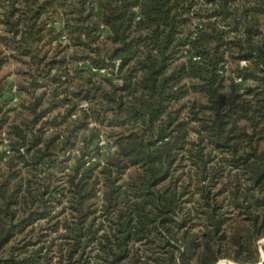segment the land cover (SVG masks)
<instances>
[{
  "label": "trees",
  "instance_id": "16d2710c",
  "mask_svg": "<svg viewBox=\"0 0 264 264\" xmlns=\"http://www.w3.org/2000/svg\"><path fill=\"white\" fill-rule=\"evenodd\" d=\"M0 73V264H264V0H0Z\"/></svg>",
  "mask_w": 264,
  "mask_h": 264
},
{
  "label": "rangeland",
  "instance_id": "374dc122",
  "mask_svg": "<svg viewBox=\"0 0 264 264\" xmlns=\"http://www.w3.org/2000/svg\"><path fill=\"white\" fill-rule=\"evenodd\" d=\"M241 64H243L241 62ZM12 70H13V65L7 64L6 66H4L3 70H2V74H5V87H4V95H3V99L8 101V104L10 106L15 105L16 100H17V91L15 89V85L13 82V75H12ZM0 73V74H1ZM240 83L239 79L236 78L235 79V84L238 86ZM110 146V144L108 143L107 139L105 138V136L103 134H99L98 137L95 140V143L93 144V149L94 152L91 154L90 156V162H94L97 161L99 159V155L103 154L108 147ZM260 245H264V238L261 239L259 241ZM220 264H231L233 262L226 260V259H222L219 261ZM234 264V263H233Z\"/></svg>",
  "mask_w": 264,
  "mask_h": 264
},
{
  "label": "water",
  "instance_id": "95a60500",
  "mask_svg": "<svg viewBox=\"0 0 264 264\" xmlns=\"http://www.w3.org/2000/svg\"><path fill=\"white\" fill-rule=\"evenodd\" d=\"M264 260V258L262 257V261ZM217 264H220V263H217ZM260 264V263H259Z\"/></svg>",
  "mask_w": 264,
  "mask_h": 264
},
{
  "label": "bare ground",
  "instance_id": "6f19581e",
  "mask_svg": "<svg viewBox=\"0 0 264 264\" xmlns=\"http://www.w3.org/2000/svg\"><path fill=\"white\" fill-rule=\"evenodd\" d=\"M231 264H233V263H231Z\"/></svg>",
  "mask_w": 264,
  "mask_h": 264
}]
</instances>
